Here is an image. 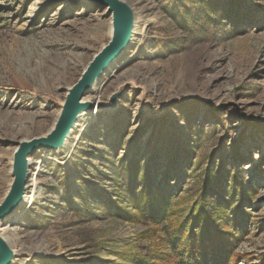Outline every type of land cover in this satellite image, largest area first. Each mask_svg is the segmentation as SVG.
Wrapping results in <instances>:
<instances>
[{"label":"rangeland","instance_id":"374dc122","mask_svg":"<svg viewBox=\"0 0 264 264\" xmlns=\"http://www.w3.org/2000/svg\"><path fill=\"white\" fill-rule=\"evenodd\" d=\"M126 1L137 45L101 100L137 87L116 111L93 103L68 154L37 156L38 195L12 225L24 264H179L168 222L217 202L218 226L239 235L236 264H264V0ZM102 13L95 0H0V202L18 139L47 134L109 43ZM134 196L167 197L171 219L154 221Z\"/></svg>","mask_w":264,"mask_h":264},{"label":"water","instance_id":"95a60500","mask_svg":"<svg viewBox=\"0 0 264 264\" xmlns=\"http://www.w3.org/2000/svg\"><path fill=\"white\" fill-rule=\"evenodd\" d=\"M102 10L108 9L113 14V38L103 47L88 63L79 81L68 90L66 100L63 103L61 114L55 123L54 128L45 138L34 139L32 142H24L14 153L12 164L13 181L11 187L5 195L4 201L0 204V223L10 217L20 206L24 199L27 187L28 159L33 153L42 149L45 151L62 149L67 136L76 121L85 112L100 109H112L116 111L119 107V98L124 94L125 89L119 87L112 94L108 102L96 106L90 102H83L87 96V91L99 78L110 69L113 63L120 57L124 50L131 44L133 31L135 28L134 12L123 0H95ZM11 245L0 236V264H11L14 258Z\"/></svg>","mask_w":264,"mask_h":264},{"label":"trees","instance_id":"16d2710c","mask_svg":"<svg viewBox=\"0 0 264 264\" xmlns=\"http://www.w3.org/2000/svg\"><path fill=\"white\" fill-rule=\"evenodd\" d=\"M153 192L151 191L150 196H155ZM150 196L149 198L134 196L133 203L140 205L147 216L154 221L168 222L171 219L168 198L153 199L154 197ZM215 206V209L206 212L196 204L187 219L168 222L169 242L173 256L177 258L179 264L237 263L238 257L234 254L232 243L239 235L228 231L225 225L218 226L219 223L224 222L226 215L221 210L224 204L217 202ZM241 219L242 217L236 215L232 220L239 223Z\"/></svg>","mask_w":264,"mask_h":264},{"label":"bare ground","instance_id":"6f19581e","mask_svg":"<svg viewBox=\"0 0 264 264\" xmlns=\"http://www.w3.org/2000/svg\"><path fill=\"white\" fill-rule=\"evenodd\" d=\"M124 2H126L129 6H131L133 12H134V16H135V28H134V31H133V38L131 40V44L124 50L123 54L117 58V60L113 63V65L110 67V69L108 71H106L100 78L99 80L92 86L89 88V90L87 91V96L83 99V102H87V103H95L97 105H102L105 102H103L101 100V97L103 95V88H104V84L106 82H108V80L110 79H107V73H109L112 69L113 70H117L118 69V66L119 65H122L123 63H125V60H126V57L128 55V53L132 50V48L134 46L137 45V34L136 32L138 31V26H139V15L138 13L135 11L134 9V6L131 4V2L129 1H126V0H123ZM104 16V17H103ZM105 19V18H108L111 22L109 23L110 26H109V30H108V33L110 35V41L111 39L113 38V14L112 13H109L108 12V9H105L104 10V13H102V15H99L96 19V21L98 22H101V20ZM74 28H79L77 26H74ZM136 37V38H135ZM109 41V42H110ZM139 45V44H138ZM103 49V48H102ZM101 49V50H102ZM113 71V73L115 72ZM117 75H115V77L117 79H120V75L118 73H116ZM131 86L132 88H136V83L133 81V82H120V85L119 87H122L123 89L127 90V88ZM118 87V88H119ZM118 88L116 90H118ZM147 90H148V87H144L143 88V92L144 93H147ZM96 110L94 111H90V112H85L81 115V117L76 121V125L72 128V130L70 131L69 135L67 136V140L64 144V146L62 147V149H58V150H49L48 152H52L54 154H68V151L70 150V147L71 145L76 142L77 140V136L80 135L81 133L83 134V131L86 130L90 124L92 123V121L95 119V113ZM100 112V110L98 111ZM61 114V112H60ZM60 114L56 117L55 121H54V125L52 126V128L47 132V134L54 128V126L56 125L55 123L57 122ZM46 135L44 136H41V137H34V139H38V138H45ZM33 140H27V139H22V138H19L18 139V143H17V147H16V151L18 150V148L20 147V145L24 142H32ZM15 151V152H16ZM42 151H44L45 153H48L47 151L45 150H38L36 153H33L32 156L29 157L28 159V176H27V187H26V190H25V194L23 196V200L22 202L20 203V206L18 208H16V210L13 212V214L6 218V220L2 221L0 223V236L6 241L8 242L12 249H13V252H14V258H13V261L11 264H24V260H23V253L26 251L25 249V246H24V243L23 241L21 240V238H19V235H18V228H12V225H15L16 223H18V217H20V212L27 208L30 203L34 200V198H36V196L38 195V192L36 190V185H38L37 183L33 182L32 183V178H34V176L36 175V172H37V168H33V166H35V164H38V161L36 160L37 156L41 155L42 154ZM14 152V153H15ZM13 153V154H14ZM15 155V154H14ZM13 155V157H14ZM13 157L11 158L12 162H11V177H12V181H13V175H12V164H13ZM11 181V183H12ZM10 183V184H11ZM8 192V191H7ZM7 194V193H6ZM5 194V195H6ZM5 197V196H4ZM5 199V198H4ZM4 199L0 202V204L4 201ZM31 254V260L33 261L34 259V256H32V254H34L33 252L30 253Z\"/></svg>","mask_w":264,"mask_h":264}]
</instances>
